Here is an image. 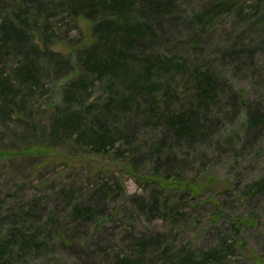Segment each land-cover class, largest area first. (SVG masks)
Masks as SVG:
<instances>
[{"label":"rangeland","instance_id":"rangeland-1","mask_svg":"<svg viewBox=\"0 0 264 264\" xmlns=\"http://www.w3.org/2000/svg\"><path fill=\"white\" fill-rule=\"evenodd\" d=\"M57 1L0 0V35L4 20L25 33L0 42V79L17 89L0 88V246L10 241L0 264H264L263 125L248 130L246 112L217 104L207 134L177 145L156 119L187 109L203 118L198 70L213 75L218 93L242 89L264 111V0H200L179 34L151 37L103 72L91 65L108 56L106 46H87L88 10ZM155 57L182 66L145 72ZM21 66L35 80L11 77ZM73 113L114 144L96 153L79 129L51 134ZM170 171L196 190L161 187Z\"/></svg>","mask_w":264,"mask_h":264},{"label":"trees","instance_id":"trees-1","mask_svg":"<svg viewBox=\"0 0 264 264\" xmlns=\"http://www.w3.org/2000/svg\"><path fill=\"white\" fill-rule=\"evenodd\" d=\"M214 1L215 0H213V2ZM230 1L231 0H224L219 3L217 2V5L223 3L229 6ZM65 2L63 0H58L57 5L59 6H57V8L60 10L66 8ZM78 2L81 3V5L77 8L82 9L85 7L88 10L86 16L80 19L84 21L86 26L91 25L92 29L91 43L87 46H91L93 48L92 51L106 46L105 50L108 57L102 62L97 59L91 60L93 69L103 72L105 70L113 71L115 67L120 65L121 61L119 57L121 55H124L127 50L149 43L151 37L166 42L170 40L171 36L179 34V30L185 27L184 23L187 22L189 13H193L190 7L194 3L200 2V0H78ZM71 8L69 6L66 9ZM212 9L213 8H208L205 11H200L196 16L201 21L211 18L208 16V11H212ZM213 15H215L214 12H212L211 16ZM197 27L199 30L196 29V26H194V30L200 33L204 31L207 26L203 23ZM1 33L0 42L6 41V37L10 34L20 39L22 36L24 37L25 34L22 27L5 20L3 21ZM113 40H118L119 43L115 46ZM234 50L235 49H233L232 52L230 51L232 58L238 57L240 59L238 52ZM167 62L168 61L164 59L162 60L155 57L151 62L147 61L145 72H151V69L155 66H158V68L164 67V69L165 66H177L178 68L182 66V64L177 61ZM30 72L31 67L25 69V66H21L11 77L16 79L17 82L20 80L25 82L26 79H34ZM191 76L194 78L193 84L197 89L195 99L200 106L203 105L207 109H203L205 112L203 118L201 119L193 115L191 111L189 112V109H187L186 113L174 112L166 115L160 113L158 117H156L159 121H161V119L165 120L167 128L170 130V135L175 138L176 141L179 140L177 145L183 142L190 144V142L198 137H202L203 134H207L209 127L205 126L208 116L207 111L217 104H220L221 113L227 112V110L234 112V115L239 112H246V127L248 130L259 129L262 125V128H264L263 109L260 108L259 105L253 106V104H250L244 96L242 89H236L231 85L225 84L222 93H218V87L215 86L213 75L209 72L198 70L197 73L195 72ZM140 80H143V78ZM142 87L141 85V88ZM0 88L7 90L9 93L13 92V90H17L13 89L7 78L0 79ZM196 110L199 111L200 109L197 107ZM70 118V121L68 118L55 120L49 127L51 134L60 129H65L66 131L79 129L77 140L86 139L90 146V150L96 153H100L102 150L104 151L108 144H114V138L109 139V136L106 138L104 134L96 131L93 122L89 125L82 123V116H80V113H73ZM62 134L66 135L67 133ZM161 147L163 148V146ZM177 149V146H174L172 149L175 153L173 156L176 158L179 154ZM162 153L166 154L167 152L163 151ZM120 154H123V152H120ZM132 165L131 169L135 167L134 163ZM156 182H159L161 187L170 182L183 189L186 187L192 191L196 190V187L189 186L183 182L180 175L174 171H170L166 176ZM234 224L239 225V222ZM9 244L10 241L3 242V245L0 246V252L6 249ZM134 261L135 260H131L130 257H125L121 259L119 264H134ZM79 264L88 263L81 261ZM196 264H202V261Z\"/></svg>","mask_w":264,"mask_h":264}]
</instances>
